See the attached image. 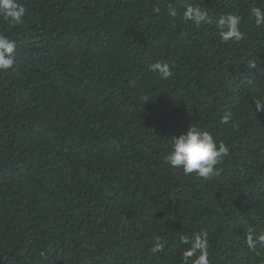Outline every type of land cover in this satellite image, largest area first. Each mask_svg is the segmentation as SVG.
I'll return each mask as SVG.
<instances>
[{"label":"trees","instance_id":"trees-1","mask_svg":"<svg viewBox=\"0 0 264 264\" xmlns=\"http://www.w3.org/2000/svg\"><path fill=\"white\" fill-rule=\"evenodd\" d=\"M185 2L19 0L24 23L0 19L16 42L0 71V264H181L180 236L201 230L209 264H264L245 242L264 230V25L250 16L264 0H187L240 15L238 43L167 15ZM189 125L230 149L213 180L164 163Z\"/></svg>","mask_w":264,"mask_h":264},{"label":"clouds","instance_id":"clouds-1","mask_svg":"<svg viewBox=\"0 0 264 264\" xmlns=\"http://www.w3.org/2000/svg\"><path fill=\"white\" fill-rule=\"evenodd\" d=\"M182 13L174 3L167 4V15L173 19L181 15L183 20L190 21L196 27L211 26L223 43L229 41L240 42L245 33L241 30L242 17L234 13L222 14L213 17L209 12L196 3L186 2L182 4ZM156 7L154 11L160 12ZM26 7L19 0H0V19L10 26H20L24 23ZM250 16L254 18L257 26L264 25V9L253 7ZM16 42L9 36L0 33V71L14 70ZM249 69L257 68L254 60L248 62ZM173 66L163 60H157L148 65V70L162 80L173 76ZM264 71V69H261ZM255 113L264 112V98L254 101ZM231 120V113L225 112L220 117V123L227 124ZM230 149L223 141H217L209 131L198 129L194 125L181 132L178 136H172L167 153L164 155V163L173 169L179 170L185 176L195 174L204 180H213L221 174L218 167L223 158L229 155ZM180 242L186 247L181 252V264H209L208 233L199 231L192 235H181ZM249 250L257 252L264 250V230L258 233L249 231L245 238ZM165 250V243L160 237H156L150 251L153 254Z\"/></svg>","mask_w":264,"mask_h":264}]
</instances>
